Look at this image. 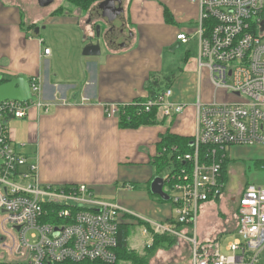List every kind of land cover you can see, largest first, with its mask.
I'll list each match as a JSON object with an SVG mask.
<instances>
[{
  "label": "crops",
  "instance_id": "1",
  "mask_svg": "<svg viewBox=\"0 0 264 264\" xmlns=\"http://www.w3.org/2000/svg\"><path fill=\"white\" fill-rule=\"evenodd\" d=\"M103 1L95 3L83 17L78 8H72V16L70 11L61 9L62 0H51L46 6L38 0H0V76L1 81L18 75L26 76L28 81L39 79L38 99L49 104L46 113L43 107L31 104L24 118L8 122L11 142L18 152L36 163L39 183L88 186L97 198L131 212L120 218V224L126 225L128 231L129 226H140V218L163 223L174 217L171 204L150 191L152 180L162 179L165 168L171 167L170 153H166L169 157L163 168L156 163L165 154L161 152L163 148L160 150L162 138L190 139L196 132L197 102L221 103L228 102V98L214 87L207 69L198 67L197 55L192 57L186 52L177 66L176 85L167 87L172 92L169 101L181 105V113L167 119L156 111L153 125L121 128L119 114L109 117L106 108L127 106L148 96L149 84L157 82V74L161 73L163 50L175 43L174 48L180 46L177 34L195 32L199 6L186 0H126L122 8L132 36L129 40L119 39L116 48H109L103 38L106 26L101 25L103 37L97 38L104 43L96 42L99 19H89V13ZM48 26L69 28L66 32L79 50L82 46H99L98 55H82L86 58V76H81L79 90L64 89L69 81L62 82L57 73L46 75L47 68L54 66L56 54L62 52L57 46V53H52L44 42L42 31ZM45 48L50 50L48 56L42 54ZM157 87L154 89L160 90ZM12 123L16 126L11 127ZM246 156L252 160L253 168L260 170L264 157L255 153ZM162 184L166 194V185ZM246 184L248 181L241 190ZM232 202V195L223 192L220 198L201 204L196 230L200 242L234 234L236 221L231 227L230 222L235 219L236 205L231 207Z\"/></svg>",
  "mask_w": 264,
  "mask_h": 264
},
{
  "label": "built area",
  "instance_id": "2",
  "mask_svg": "<svg viewBox=\"0 0 264 264\" xmlns=\"http://www.w3.org/2000/svg\"><path fill=\"white\" fill-rule=\"evenodd\" d=\"M199 6L193 34L176 41L197 44L199 68H206L214 87L230 101L196 104V132L188 152L170 149L174 169L163 176L174 217L163 223L140 218L153 234L171 235L187 244V264H261L264 251V186L246 184L239 193L236 229L226 246L221 239L200 242L197 222L201 204L223 195L226 151L231 147H264V0H186ZM50 50L45 48L43 56ZM39 79L30 78L34 103L0 102V264H116L120 218L130 215L115 203L97 198L86 185H42L37 165L18 152L8 122L20 120L38 99ZM171 89H154L129 105L136 115L156 110L170 119L183 107L170 102ZM121 107V108H120ZM127 106L112 105L114 117ZM162 153L167 150L163 148ZM180 164V166H177ZM176 165V166H175ZM264 171V160L259 164ZM141 235L152 243L150 231Z\"/></svg>",
  "mask_w": 264,
  "mask_h": 264
},
{
  "label": "rangeland",
  "instance_id": "3",
  "mask_svg": "<svg viewBox=\"0 0 264 264\" xmlns=\"http://www.w3.org/2000/svg\"><path fill=\"white\" fill-rule=\"evenodd\" d=\"M102 0H98L97 2H101ZM63 6L61 9L70 11L69 14L72 16V7L64 0H62ZM96 2V3H97ZM126 5V0H120L122 5ZM66 11V12H67ZM87 12L83 11L82 15L85 17ZM84 20V18H82ZM125 21V18H124ZM126 23V22H125ZM101 27V25H98ZM195 27V24L191 25ZM66 30H70L69 28H57L48 26L45 30L42 31V36L46 45H48L52 51V53H57V46H61L62 52H58L53 59L54 66L47 68L46 75L47 77H51L52 75L59 74L62 82H68V84H64V89H69L70 91L79 90L80 83L82 82V77L86 76V72L84 71L85 61L82 56V51L85 46L79 50V48H75L72 45L71 39L73 37ZM128 31L129 37H131V33L129 28H126ZM99 36H102V30L98 32ZM103 37V36H102ZM128 37V40H129ZM83 38V36L81 37ZM176 44V43H175ZM174 45L164 49L162 52L161 59V73L157 74V83L159 89H165L168 86H175L178 79L175 78L177 66L181 65V60H183L185 53L188 52L192 57L197 55L196 49V40L194 38L190 39V42L185 45H180L177 48H174ZM103 48L101 47L102 53ZM172 48V49H171ZM76 53V55H74ZM86 59V58H85ZM51 71V73L49 72ZM172 71V72H170ZM163 72V73H162ZM82 76V77H81ZM69 79V80H66ZM226 96V95H225ZM228 101H230V97L226 96ZM15 127L16 123H12L11 127ZM17 128V127H16ZM17 138H21V130H17ZM27 148V147H26ZM237 147L232 148L231 150L226 151L227 158V166L225 170V180L226 185L224 188L225 194H231L234 203L229 204L231 207L235 206L237 203V199L239 197V193L241 191L242 185L248 181V184H253L256 186H264V171L254 169L252 166V160L246 156L249 153L258 154L260 157H264V150L252 149L249 147H242V150L236 149ZM164 153V152H163ZM171 165V164H170ZM174 169V166L165 168L166 174L170 173ZM252 178V180H250ZM167 187H165V190ZM231 220V218H230ZM235 219H233V223L230 222L231 225L235 224ZM233 228V227H232ZM231 228V229H232ZM142 227L137 225H132L128 227V245L129 249L133 250L139 255L144 254V247L147 239L141 235ZM221 245L224 247L229 242L232 241L231 234H224L220 236ZM151 255L149 256L147 264H186L189 261V252L187 250V244L183 242L173 243L171 246L166 248V250H154L149 252ZM261 264H264V251L261 256Z\"/></svg>",
  "mask_w": 264,
  "mask_h": 264
},
{
  "label": "trees",
  "instance_id": "4",
  "mask_svg": "<svg viewBox=\"0 0 264 264\" xmlns=\"http://www.w3.org/2000/svg\"><path fill=\"white\" fill-rule=\"evenodd\" d=\"M66 3L71 5L72 7L78 8L82 11L88 12L92 6L95 5V3L98 0H64ZM27 29H31L30 26H28ZM4 81V80H3ZM155 86H158L156 81H153L151 84H149L148 90L150 93L154 91ZM142 101V100H139ZM156 122V110H152L149 113H145L142 115H136L135 113V107L131 105H127L125 107L123 112H120L119 114V126L121 128H138L140 126H147V125H153ZM189 142V138H177L174 136H167L165 138H162V141L160 143V150L162 148H165L167 150L166 153H170V148L174 145L177 146L180 153L188 152L189 149L187 147V144ZM162 155L163 157L158 158L156 162L160 168H163L162 165H167V160L169 155L167 154ZM167 159H166V156ZM173 157H170V160ZM225 162H227L225 159L223 161L222 166V175L225 178ZM176 166V165H175ZM177 166H180V164H177ZM140 226H145L152 236V243L149 247H144V254L139 255L133 250L129 249L128 245V236L129 232L127 231L126 225H119L118 228V236H117V247L115 249L116 254V264H147L149 256L151 255L149 252H152L154 250H166L169 246H171L173 243H176L177 240L171 235H159V234H153L152 229L143 222L139 223Z\"/></svg>",
  "mask_w": 264,
  "mask_h": 264
},
{
  "label": "water",
  "instance_id": "5",
  "mask_svg": "<svg viewBox=\"0 0 264 264\" xmlns=\"http://www.w3.org/2000/svg\"><path fill=\"white\" fill-rule=\"evenodd\" d=\"M51 0H38L41 6H46ZM100 19L106 25L110 26V31L104 34V42L109 48H116L118 46V40L122 35H126L128 32L121 26V23L125 24L123 8L120 0H104L96 10L89 13V19ZM37 32V30H35ZM100 27H95L96 35L99 37ZM123 31V33H121ZM99 54L98 45H87L83 48V56H94ZM6 100H13L20 103L36 101V96L30 92L28 78L24 75H18L9 81H1L0 76V102ZM163 181L161 178H154L150 184V191L153 195L159 196L163 201H168V196L163 193L162 186Z\"/></svg>",
  "mask_w": 264,
  "mask_h": 264
},
{
  "label": "flooded vegetation",
  "instance_id": "6",
  "mask_svg": "<svg viewBox=\"0 0 264 264\" xmlns=\"http://www.w3.org/2000/svg\"><path fill=\"white\" fill-rule=\"evenodd\" d=\"M122 6H123V4H122ZM90 20H92V19H90ZM97 25H104V26H106L105 27V31H104V34L106 33V32H109L111 29H110V26L107 24H105V23H103L100 19L97 21V23H96ZM96 24L94 25V27L96 26ZM121 26L123 27V28H127V25H126V23L125 24H123V23H121ZM121 33H123V31L121 32ZM127 37H129V34H128V32L126 33V35L124 36V35H122V37H120V39H126L127 40ZM96 40V42H101L102 44L104 43L103 42V40L101 41V40H98L97 38L95 39ZM245 184V183H244ZM243 184V185H244ZM242 185V186H243Z\"/></svg>",
  "mask_w": 264,
  "mask_h": 264
}]
</instances>
